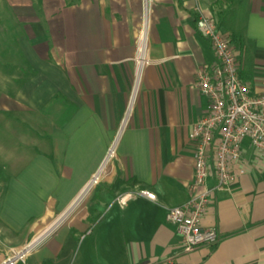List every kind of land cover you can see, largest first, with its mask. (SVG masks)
I'll return each instance as SVG.
<instances>
[{
    "label": "crops",
    "instance_id": "0c3cea01",
    "mask_svg": "<svg viewBox=\"0 0 264 264\" xmlns=\"http://www.w3.org/2000/svg\"><path fill=\"white\" fill-rule=\"evenodd\" d=\"M5 3L6 27L34 73L16 90L7 84L0 123L26 120L47 135L14 173L0 158V263L61 222L27 264H264V155L246 140L245 173L202 220L219 243L182 254L166 222L189 200L191 133L208 113L196 74L215 56L196 9L236 36L239 76L264 94V0H150L147 14L143 0ZM111 147L99 186L83 194ZM214 183L211 169L206 185ZM139 190L156 200L117 203Z\"/></svg>",
    "mask_w": 264,
    "mask_h": 264
},
{
    "label": "built area",
    "instance_id": "2783aa9c",
    "mask_svg": "<svg viewBox=\"0 0 264 264\" xmlns=\"http://www.w3.org/2000/svg\"><path fill=\"white\" fill-rule=\"evenodd\" d=\"M143 1L147 14L150 0ZM196 11V29L209 41L215 62L196 74V87L208 99V113L193 125L191 133L195 149L194 175L188 187L190 197L184 205L171 207L166 213V222L176 229L182 254H191L201 247L213 248L219 243L217 232L203 227L202 220L214 195L217 192H230L236 179L245 173L247 164L241 156V143L248 141L253 151L264 155V94L253 93L249 85L241 80L234 48L218 29L216 20L199 8ZM143 40L144 32L141 54H144ZM144 63L141 58L140 64ZM113 154L111 147L102 167L83 194L98 185L102 170ZM237 165L240 168L236 170L234 167ZM211 169L214 171L215 183L208 187L206 182ZM135 195L156 200L154 194L139 190L137 193L128 192L119 196L116 201L124 206ZM58 224L21 248L11 250L0 264H27V258Z\"/></svg>",
    "mask_w": 264,
    "mask_h": 264
},
{
    "label": "rangeland",
    "instance_id": "374dc122",
    "mask_svg": "<svg viewBox=\"0 0 264 264\" xmlns=\"http://www.w3.org/2000/svg\"><path fill=\"white\" fill-rule=\"evenodd\" d=\"M3 5L7 7L5 0H0V95L9 90L7 84L10 82L12 83L10 87L13 90L18 89L20 82L22 84L33 72L14 43L11 27L9 29L6 27L8 24L5 19L11 18V15ZM10 123L9 127L4 122L0 123V158H3V161L5 160L7 163L10 162L8 170H3L6 174L17 171L15 166L19 165L23 159H30L34 147H41V137L47 135V132L41 128L37 129L35 125L26 120L20 121L16 125L15 122L11 125ZM1 161L0 159V165L3 162ZM91 190L89 192L94 189Z\"/></svg>",
    "mask_w": 264,
    "mask_h": 264
},
{
    "label": "trees",
    "instance_id": "16d2710c",
    "mask_svg": "<svg viewBox=\"0 0 264 264\" xmlns=\"http://www.w3.org/2000/svg\"><path fill=\"white\" fill-rule=\"evenodd\" d=\"M217 26H218V29L220 30V26H219L218 22H217ZM226 38L228 39V41L230 42V44H231L232 47L234 48L235 45H236V40H237L236 36H234V35H229V36H226ZM28 66H29V65H28ZM33 73H34V72H33Z\"/></svg>",
    "mask_w": 264,
    "mask_h": 264
}]
</instances>
